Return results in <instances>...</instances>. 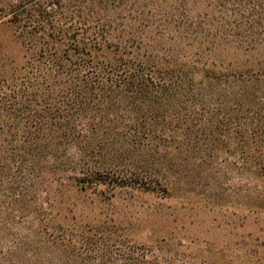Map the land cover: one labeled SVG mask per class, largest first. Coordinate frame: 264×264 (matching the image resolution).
<instances>
[{
	"label": "trees",
	"instance_id": "trees-1",
	"mask_svg": "<svg viewBox=\"0 0 264 264\" xmlns=\"http://www.w3.org/2000/svg\"><path fill=\"white\" fill-rule=\"evenodd\" d=\"M4 5L25 54L0 64V264H209L63 196L194 194L233 172L264 212V0Z\"/></svg>",
	"mask_w": 264,
	"mask_h": 264
},
{
	"label": "rangeland",
	"instance_id": "rangeland-1",
	"mask_svg": "<svg viewBox=\"0 0 264 264\" xmlns=\"http://www.w3.org/2000/svg\"><path fill=\"white\" fill-rule=\"evenodd\" d=\"M10 19L0 0V64L21 66L25 46L16 42L17 26ZM227 178L194 194L171 185L170 196L132 188L116 191L111 199L92 193L63 196L61 207L74 209L73 215L84 212L89 221L125 227L137 243L163 239L182 243L197 252L201 262L264 264V212L249 210L255 208V200L243 197L236 173Z\"/></svg>",
	"mask_w": 264,
	"mask_h": 264
}]
</instances>
